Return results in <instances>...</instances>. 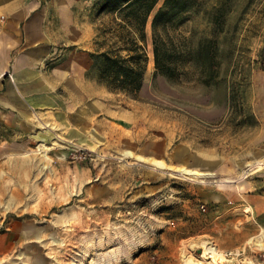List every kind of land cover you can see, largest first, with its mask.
<instances>
[{"label": "rangeland", "instance_id": "374dc122", "mask_svg": "<svg viewBox=\"0 0 264 264\" xmlns=\"http://www.w3.org/2000/svg\"><path fill=\"white\" fill-rule=\"evenodd\" d=\"M100 1H78L94 54L121 35L120 15ZM200 1L169 34L184 45L217 42L214 84L154 77L150 20L136 97L114 90L101 65L90 74L101 86L99 142L64 155L38 145L1 161L0 220L31 217L39 230L6 264H181L183 245L201 239L241 251L223 264H264V248L249 244L263 227L239 196L264 184V0Z\"/></svg>", "mask_w": 264, "mask_h": 264}, {"label": "crops", "instance_id": "0c3cea01", "mask_svg": "<svg viewBox=\"0 0 264 264\" xmlns=\"http://www.w3.org/2000/svg\"><path fill=\"white\" fill-rule=\"evenodd\" d=\"M78 1L0 0V164L38 145L64 155L100 141L94 32L78 19ZM239 196L264 228V184ZM38 231L31 217L2 218L0 264L35 243Z\"/></svg>", "mask_w": 264, "mask_h": 264}, {"label": "trees", "instance_id": "16d2710c", "mask_svg": "<svg viewBox=\"0 0 264 264\" xmlns=\"http://www.w3.org/2000/svg\"><path fill=\"white\" fill-rule=\"evenodd\" d=\"M102 0L99 10L120 15L117 25L121 35L112 50L92 54L94 65H101L102 76L112 80V88L136 97L143 89L148 72V34L151 20L154 77L170 80L190 79L204 85L217 81V42L210 38L196 45H184L169 34L184 23L179 16L197 9L200 0ZM138 34V37H136ZM164 34H166L164 36ZM123 52L126 54L124 55ZM235 89L230 90L233 99Z\"/></svg>", "mask_w": 264, "mask_h": 264}, {"label": "bare ground", "instance_id": "6f19581e", "mask_svg": "<svg viewBox=\"0 0 264 264\" xmlns=\"http://www.w3.org/2000/svg\"><path fill=\"white\" fill-rule=\"evenodd\" d=\"M125 154L129 157H133L131 152H126ZM138 158L142 159V157ZM152 163L159 168H166L164 162L160 160L154 159L152 160ZM179 171L183 175H190L194 177L206 176L205 173H200L196 170H189L186 168H182ZM250 243H255L258 247L264 248V228H262L258 237L249 239V244ZM198 250H200L201 253L197 255L195 252ZM240 253L241 251L239 250L222 252L214 243L207 239L189 240L181 249V264H223L227 262L228 256H238Z\"/></svg>", "mask_w": 264, "mask_h": 264}]
</instances>
